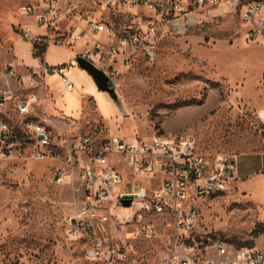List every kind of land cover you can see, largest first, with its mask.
<instances>
[{
	"label": "rangeland",
	"instance_id": "obj_1",
	"mask_svg": "<svg viewBox=\"0 0 264 264\" xmlns=\"http://www.w3.org/2000/svg\"><path fill=\"white\" fill-rule=\"evenodd\" d=\"M95 1L62 3L100 13ZM30 3L0 0V94L14 95L0 104V125L7 122L16 132L10 141L0 138V264H81L84 250L82 242L67 236L79 183L53 181L62 162L38 158L19 129L17 97L69 139L120 128L128 136H189L201 155L236 158L225 190L200 202L201 226L239 244H264V40L246 38L240 5L224 0L192 6L176 22L151 18L145 10L125 14V23L149 31L156 59H135L114 77L120 107L94 82L84 87L75 82L70 91L59 71L46 69L35 43L50 45L57 29L51 26L41 40L26 37V26L33 34L46 31L33 16L22 15ZM85 47L79 43L74 50Z\"/></svg>",
	"mask_w": 264,
	"mask_h": 264
},
{
	"label": "built area",
	"instance_id": "obj_2",
	"mask_svg": "<svg viewBox=\"0 0 264 264\" xmlns=\"http://www.w3.org/2000/svg\"><path fill=\"white\" fill-rule=\"evenodd\" d=\"M223 1L96 0L100 13H91L76 11L73 3L64 5L62 0H43L46 5L33 0L23 5L21 13L36 18L46 31L33 34L26 26L23 33L41 40L49 36L51 26L56 27L53 44H84L80 56L113 81L133 60L156 59L149 31L135 22L125 23V14L145 10L151 18L176 22L192 6ZM228 2L240 5L246 38L264 40V0ZM54 69L67 90H73L74 83L63 69ZM13 97L1 93L0 104ZM14 103L21 115L19 129L33 142L38 158L62 162L53 181L79 183L74 211L67 218V236L84 244L81 264H264V244L241 245L201 226L200 202L225 190L236 171L233 157L201 155L189 136H128L120 128L105 136L88 133L69 139L49 117L32 114L28 100L17 97ZM15 133V127L1 123L3 142ZM122 201L129 204L124 206Z\"/></svg>",
	"mask_w": 264,
	"mask_h": 264
},
{
	"label": "crops",
	"instance_id": "obj_3",
	"mask_svg": "<svg viewBox=\"0 0 264 264\" xmlns=\"http://www.w3.org/2000/svg\"><path fill=\"white\" fill-rule=\"evenodd\" d=\"M65 22L66 21H62ZM44 34V33H43ZM75 47V46H74ZM74 47H65L50 43L44 53V60L48 68L60 67L64 70L68 78L79 87H84L86 83L94 82L86 70L81 67L72 66L73 62L81 52L74 50ZM50 58L49 62L46 60ZM96 85V84H95ZM75 89V85H74ZM73 89V90H74ZM236 160V158H234Z\"/></svg>",
	"mask_w": 264,
	"mask_h": 264
},
{
	"label": "water",
	"instance_id": "obj_4",
	"mask_svg": "<svg viewBox=\"0 0 264 264\" xmlns=\"http://www.w3.org/2000/svg\"><path fill=\"white\" fill-rule=\"evenodd\" d=\"M235 2H237V0H235ZM75 61L79 67L83 68L88 72V74L91 76L92 80L100 91L107 92L108 94H110V96L115 100V102H117L120 107L122 106L119 102L117 92L114 86L112 85V81L110 80L109 76L105 72H103V70H101L91 61L80 55L76 57ZM122 204L124 206H127L129 202L122 201Z\"/></svg>",
	"mask_w": 264,
	"mask_h": 264
},
{
	"label": "trees",
	"instance_id": "obj_5",
	"mask_svg": "<svg viewBox=\"0 0 264 264\" xmlns=\"http://www.w3.org/2000/svg\"><path fill=\"white\" fill-rule=\"evenodd\" d=\"M35 47L39 49V53L37 54V57H42L44 55L46 49H47V44H43V46H40L37 42L35 43ZM242 245V244H241ZM244 245H252V242H246Z\"/></svg>",
	"mask_w": 264,
	"mask_h": 264
}]
</instances>
